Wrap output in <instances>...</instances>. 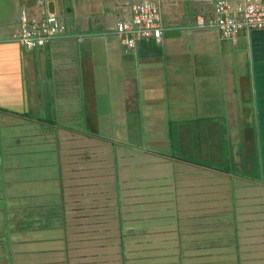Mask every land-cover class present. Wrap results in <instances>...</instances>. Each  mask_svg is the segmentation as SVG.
I'll list each match as a JSON object with an SVG mask.
<instances>
[{
	"label": "crops",
	"instance_id": "0c3cea01",
	"mask_svg": "<svg viewBox=\"0 0 264 264\" xmlns=\"http://www.w3.org/2000/svg\"><path fill=\"white\" fill-rule=\"evenodd\" d=\"M134 1L0 0V264H115L140 181L186 232L161 264L264 251V28L225 38L198 26L216 0H157L162 40L126 49ZM44 8L70 32L27 49L20 12Z\"/></svg>",
	"mask_w": 264,
	"mask_h": 264
},
{
	"label": "rangeland",
	"instance_id": "374dc122",
	"mask_svg": "<svg viewBox=\"0 0 264 264\" xmlns=\"http://www.w3.org/2000/svg\"><path fill=\"white\" fill-rule=\"evenodd\" d=\"M60 17L62 18V16ZM223 163H227V161H223ZM156 172L155 166L138 170V174L143 173L144 176L154 175ZM150 179V177H146L149 184ZM146 185H148L146 182L140 181L137 184L136 191L132 190L130 193L127 191L125 183H122L124 190L122 193L127 194L121 201L122 231L119 236L117 235L119 238L116 236L117 238L114 241L111 240L118 245L117 248L111 250V252L117 253L116 256L119 258V261L115 262V264H161L163 262L176 261L178 255L182 254L181 251H178L179 248L175 247V245L179 246L183 242L179 241V239L182 238L184 231L182 229L179 232V224L174 219L175 210L170 209L169 206L171 205L168 202L165 203V201L160 199L159 191L146 189ZM129 194L135 196V201L131 200L132 198ZM124 203L128 206L124 205ZM133 203L136 204L135 207L132 206ZM180 210L182 211V209ZM185 210L187 211L188 209L186 208ZM169 221L172 223H169ZM187 222L185 223V228L189 233L191 227H189L190 224ZM251 249L210 252L213 253L212 256L214 258L212 259L217 264H262L264 251L259 254V251H250ZM183 253L188 255L189 258L198 259L206 252L183 251Z\"/></svg>",
	"mask_w": 264,
	"mask_h": 264
},
{
	"label": "built area",
	"instance_id": "2783aa9c",
	"mask_svg": "<svg viewBox=\"0 0 264 264\" xmlns=\"http://www.w3.org/2000/svg\"><path fill=\"white\" fill-rule=\"evenodd\" d=\"M19 24L13 39L27 49L42 47L51 38L70 32L60 15L48 8L39 17L22 9ZM166 25L157 0H138L131 4L128 15L118 19L113 32L126 49H133L143 41L160 42ZM198 26L214 27L229 39L245 30L264 28V0H216L212 17L200 18Z\"/></svg>",
	"mask_w": 264,
	"mask_h": 264
}]
</instances>
